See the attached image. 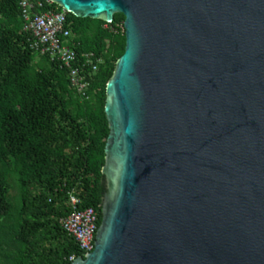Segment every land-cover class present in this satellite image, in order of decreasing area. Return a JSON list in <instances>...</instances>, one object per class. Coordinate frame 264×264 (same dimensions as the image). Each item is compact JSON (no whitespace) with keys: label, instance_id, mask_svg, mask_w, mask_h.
<instances>
[{"label":"water","instance_id":"1","mask_svg":"<svg viewBox=\"0 0 264 264\" xmlns=\"http://www.w3.org/2000/svg\"><path fill=\"white\" fill-rule=\"evenodd\" d=\"M124 17L106 191L71 264H264V0H49Z\"/></svg>","mask_w":264,"mask_h":264},{"label":"trees","instance_id":"2","mask_svg":"<svg viewBox=\"0 0 264 264\" xmlns=\"http://www.w3.org/2000/svg\"><path fill=\"white\" fill-rule=\"evenodd\" d=\"M41 1L42 11L62 10ZM123 21L120 14L111 24L67 14L78 58L93 53L102 61L82 99L67 69L30 49L17 1L0 0V264H71L84 257L59 223L73 211L71 197L78 209L96 211L99 228L106 87L124 52ZM35 59L48 64L34 68ZM12 172L20 191L16 208L9 199Z\"/></svg>","mask_w":264,"mask_h":264},{"label":"built area","instance_id":"3","mask_svg":"<svg viewBox=\"0 0 264 264\" xmlns=\"http://www.w3.org/2000/svg\"><path fill=\"white\" fill-rule=\"evenodd\" d=\"M22 21V30L28 37L27 42L36 55L47 56L67 69L70 83L80 98H86L90 86L89 78L97 72L101 59L93 53L78 58L71 42L72 33L66 27L67 12L61 10L42 11L41 0H16ZM48 5L53 2L47 0ZM72 213L60 219L64 232L77 242L83 255L93 251L98 230V214L92 208L78 209L79 201L71 197ZM71 260H74L72 258Z\"/></svg>","mask_w":264,"mask_h":264},{"label":"rangeland","instance_id":"4","mask_svg":"<svg viewBox=\"0 0 264 264\" xmlns=\"http://www.w3.org/2000/svg\"><path fill=\"white\" fill-rule=\"evenodd\" d=\"M41 63L48 64V63H46L43 60L40 61L38 59H35L33 67L37 68V66L42 65ZM8 181H9V184H10L9 199H10L11 203L13 204V206L16 208L19 205L20 191H19V188H18V184L16 182V175H15L14 172H12L9 175Z\"/></svg>","mask_w":264,"mask_h":264},{"label":"clouds","instance_id":"5","mask_svg":"<svg viewBox=\"0 0 264 264\" xmlns=\"http://www.w3.org/2000/svg\"><path fill=\"white\" fill-rule=\"evenodd\" d=\"M63 10V9H62Z\"/></svg>","mask_w":264,"mask_h":264}]
</instances>
